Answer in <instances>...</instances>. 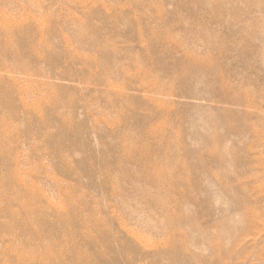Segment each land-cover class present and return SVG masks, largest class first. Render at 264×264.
<instances>
[{"label":"rangeland","instance_id":"374dc122","mask_svg":"<svg viewBox=\"0 0 264 264\" xmlns=\"http://www.w3.org/2000/svg\"><path fill=\"white\" fill-rule=\"evenodd\" d=\"M0 264H264V0H0Z\"/></svg>","mask_w":264,"mask_h":264},{"label":"bare ground","instance_id":"6f19581e","mask_svg":"<svg viewBox=\"0 0 264 264\" xmlns=\"http://www.w3.org/2000/svg\"><path fill=\"white\" fill-rule=\"evenodd\" d=\"M28 176V175H27ZM53 201V200H52ZM48 205V204H47ZM141 240V239H140Z\"/></svg>","mask_w":264,"mask_h":264}]
</instances>
